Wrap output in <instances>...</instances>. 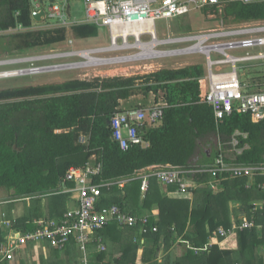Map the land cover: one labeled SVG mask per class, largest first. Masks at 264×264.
Listing matches in <instances>:
<instances>
[{
	"label": "trees",
	"instance_id": "trees-1",
	"mask_svg": "<svg viewBox=\"0 0 264 264\" xmlns=\"http://www.w3.org/2000/svg\"><path fill=\"white\" fill-rule=\"evenodd\" d=\"M220 6L223 17L232 24L264 20V0L251 3L223 0L221 4L204 8L218 12ZM19 24L33 25L31 1L0 0V33L13 31ZM73 32L82 39L96 37L99 29L87 23L74 26ZM65 37L66 29L62 27L3 35L0 42H4L6 54H10L14 50L52 45L64 41ZM203 76V67L193 65L127 78L116 76L92 81L76 78L1 90L0 193L8 191L12 197L8 201L12 203L16 202L14 198L36 195L30 199L32 207L17 217L16 226L32 230L34 219L61 218L70 201V193L63 190L74 186L73 182L66 181L68 170L72 166H85L94 154L103 163L96 182L133 176L138 170L160 164L187 169L210 166L220 152L230 153L226 154L228 162H264V119L256 121L251 113L235 110L217 121L213 107L206 102ZM139 81L144 83L141 86L146 96L155 94L158 100L163 91L168 105L162 120L148 124L145 129L144 138L149 146L123 150L113 139L110 121L121 101L132 97ZM56 129L64 130L56 132ZM82 135L89 136L88 143L80 142ZM234 138L238 140L236 149L241 152L234 148ZM187 177L199 185L193 190V198L169 196V192H176L178 188L164 186L156 177L150 178L145 196L139 179L130 181L123 189L118 185L110 190L104 188L101 207L118 205L139 218L141 214L149 218L134 227H122L114 222L101 230L97 236H102L105 245L108 235L112 239L121 238L130 229L132 236L120 241L119 257L110 259L107 250L96 251L95 261L157 264L164 247L167 254L163 264H235L233 250H221L218 244L206 251L203 249L221 226L228 233L234 231L231 202L237 201L241 203L235 207L237 224L242 223L244 216L255 223L251 228H237L243 262L264 264V256L256 253L264 247V209L253 211V203L264 198V191L257 187V183L264 182V176L257 177L255 185L247 188V177L223 179L219 175L216 178L219 191L210 186L213 177L208 172ZM13 206L5 218L14 219ZM156 210L158 214H154ZM259 225H263L261 234ZM154 227L158 230L153 231ZM143 237L147 240L144 246L140 243ZM178 239L183 241L177 243ZM2 240L0 234V243ZM93 244L97 246L96 242ZM175 244L172 258L171 249ZM69 247L79 254L75 243ZM75 256L69 255L64 264H77L78 255Z\"/></svg>",
	"mask_w": 264,
	"mask_h": 264
},
{
	"label": "built area",
	"instance_id": "built-area-1",
	"mask_svg": "<svg viewBox=\"0 0 264 264\" xmlns=\"http://www.w3.org/2000/svg\"><path fill=\"white\" fill-rule=\"evenodd\" d=\"M33 1V0H32ZM48 0H45V2ZM59 1V0H58ZM223 0H83L85 4V21L96 26H106L111 33L112 46L117 48H131L136 46L141 53L136 57H145L151 53L152 42H196L183 51L203 52L207 55L209 75L205 78L207 95L206 102L213 107L217 121L226 115L232 114L235 110L243 113H251L256 121L264 119V89L251 92L249 86L243 82L237 73V63L264 60V52L256 54L248 53L244 56H236L228 53L241 47L264 46V21L250 22L241 27L227 30L224 19L222 24L215 29V32L208 34L188 35L179 38H166L159 40L156 30V21L169 19L188 14L193 9L204 8L207 5L221 4ZM251 3L258 0H230ZM43 3H41V6ZM64 0H55L49 12L46 11L45 18L56 19L55 22L66 24V14L63 12ZM222 11V8L220 9ZM219 10V11H220ZM227 27V28H226ZM222 28V29H221ZM150 36L145 40L144 36ZM248 35L245 38L235 39L233 36ZM229 37L225 43H206L211 39L220 42L218 38ZM231 38V39H230ZM146 45V46H145ZM150 51V53H146ZM155 55L164 53L156 50ZM167 53V52H165ZM214 53L216 58H212ZM161 55V54H160ZM130 57V56H127ZM121 57V58H127ZM228 64L232 67L231 72L223 70L214 71L217 65ZM167 102H159L152 107H119L110 121L113 130V139L119 143L121 149L127 150L134 146L148 147L149 141L144 138L145 129L148 124L162 120ZM62 132L63 129L56 130ZM89 136L82 135L80 142L88 143ZM234 148L238 140L234 138ZM237 152L241 150L236 149ZM227 153L220 152L213 165L197 166L187 169L182 166L154 165L135 172L133 176L120 177L113 180L96 182V178L102 173L103 163L99 156H91L85 166H72L66 174V181L73 182L74 186L66 188L63 192L70 193L68 210L61 218H38L34 219V229L23 230L16 226L17 218L11 220L4 218L0 221V234L3 240L0 243V263L14 258L16 250L31 244L44 242L51 247L64 249L72 242H75L81 251L77 264H91L89 260V246L97 243L98 251L107 249L102 236L98 235L101 230L111 223L117 222L122 227H134L140 222L146 223L149 215L141 214V217L131 211L123 210L118 205L100 206L103 197V189H112L119 186L121 189L134 179L141 180L142 196H145L149 189L150 178L156 177L164 186H176L182 196H189L193 190L198 188V183H192L188 174L208 172L213 180L210 186L217 191L218 181L216 178L227 179L228 176L247 177V187L251 188L259 176H264V163L243 164L234 161H226ZM249 179V180H248ZM258 189L264 191V182L257 183ZM36 195L18 198H33ZM264 209V198L254 202L253 211ZM156 214V211H154ZM255 226L253 220L244 216L242 223L233 224V229L251 228ZM158 228L154 227L153 231ZM231 233V232H230ZM224 228L214 232V236L228 237L229 234Z\"/></svg>",
	"mask_w": 264,
	"mask_h": 264
},
{
	"label": "rangeland",
	"instance_id": "rangeland-1",
	"mask_svg": "<svg viewBox=\"0 0 264 264\" xmlns=\"http://www.w3.org/2000/svg\"><path fill=\"white\" fill-rule=\"evenodd\" d=\"M260 1V0H258ZM57 2H60V0ZM34 6L37 7L38 3L33 2ZM65 6L70 4L73 16L79 19H84L85 16V6L82 0L70 2L66 0ZM52 3L46 1L42 7L49 12ZM222 6L219 8L221 9ZM224 7V6H223ZM38 9V7L36 8ZM219 9V10H220ZM223 14L222 11L215 12L213 10L200 8L193 9L191 12L185 15H181L174 18L169 19H159L156 21V30L158 34V38H170V37H182L187 35H198V34H208L215 32V29L222 24ZM224 19V18H223ZM56 19L47 17L44 20L33 21V25L30 29L35 28H51L48 27L50 24H54ZM224 22L229 27L235 26L238 24H232L227 19H224ZM244 23V22H241ZM244 25V24H241ZM240 25V26H241ZM56 27L52 28L55 30ZM99 32L96 37L89 38H79L77 37L73 30L70 28H66V37L64 41L52 44V45H42L39 47L28 48L23 50L13 51L10 54H6L4 42H0V74L6 72H19L16 75L12 76H2L0 77V91L5 89H14L19 87H27V86H37L43 84H55L62 83L66 80L70 79H81V80H94L97 78H110L116 76H122L124 78L139 76V75H147L153 72L168 69V68H182L187 65H200L206 67L208 65L207 56L202 53L196 52L191 54H182L173 57L167 58H157L155 60L144 61V57L142 58H133V59H125V61L121 62L119 60H110L111 58L117 57H127V56H136L141 53V49L133 46L131 48H117L112 46L111 42V33L109 28L106 26H99ZM222 29V28H221ZM36 30V29H35ZM21 30H13L10 32H1L0 38L3 35L9 36V34H13L19 32ZM245 35L244 37H247ZM243 36H237L235 39L244 38ZM145 40H149L150 36L145 35ZM229 39V38H228ZM227 40V39H226ZM217 41V39H211L209 42ZM194 41H185V42H175L170 45H160L155 47L156 50H168V49H176L186 47L191 45ZM99 48L98 52H93L88 54L93 58V55L97 58H94L96 61L94 64H90L88 59L84 56L75 55L76 51L87 50ZM260 50L264 51V47L257 48H248L243 50H231L230 53L234 55L246 54L247 51L251 53L258 52ZM146 53H150L147 51ZM212 58H216L215 54H211ZM149 58H156V56H152V54H148ZM18 61H11V60ZM101 59H106L103 62ZM108 60H110L108 62ZM11 61V62H10ZM89 63L79 65L77 68H58L57 70H47L42 71L43 67L46 66H58L65 65L70 63ZM99 62V63H98ZM255 61L254 63H256ZM258 65L252 66V70L248 72L246 76V71H244L243 67H241L242 63H238V73L240 79L245 82V84H253L255 87L259 84L258 88L264 89V61H258ZM92 63V62H91ZM244 63V62H243ZM247 63V62H245ZM252 65V63H249ZM230 66V65H229ZM245 75V77H243ZM243 77V78H241ZM144 83L139 81L137 83L136 88L134 89V94L130 99L124 100V104L121 103V107L128 108L132 106H146L154 103L165 102L164 92L161 91L156 99V95L149 94L146 96L141 85ZM131 102V104L129 103ZM141 102V105H140ZM139 104V105H138ZM64 130V129H63ZM232 152V151H230ZM0 219L3 211L7 209V207H12L16 211V215H19L21 209L23 207L27 208L32 203L26 201L25 199L18 200L14 203L12 201V197L10 196L8 191L3 190L0 193ZM17 200L18 198H14ZM26 201V202H25ZM9 208V209H10ZM157 211V210H156ZM158 214V211L156 212ZM7 217V216H6ZM1 221V220H0ZM222 227V226H221ZM130 232V229H126ZM79 255V254H78ZM89 260H91V254L89 255ZM42 263V262H41Z\"/></svg>",
	"mask_w": 264,
	"mask_h": 264
},
{
	"label": "crops",
	"instance_id": "crops-1",
	"mask_svg": "<svg viewBox=\"0 0 264 264\" xmlns=\"http://www.w3.org/2000/svg\"><path fill=\"white\" fill-rule=\"evenodd\" d=\"M65 1L66 0H64V2ZM68 1L70 3V2H73V1H80V0H68ZM260 1H262V0H260ZM31 2H32L31 3V7L33 6L36 11H40L42 9H45L44 7L41 6V4L39 3V0H33ZM33 2H37L38 3V5H37L38 9H36L37 7L33 5L34 4ZM63 6H64L63 7V12L66 14V24L63 26V28H65V29L66 28H70L71 30H73V27L76 26V25L87 24V22H84L85 21V16H84V19H79V18H76L75 16H73L70 4H68V6H65V3H64ZM84 6H85V4H84ZM84 9H86V8H84ZM45 11H46V9H45ZM31 14H32V10H31ZM223 18L221 20H223ZM32 19H33V21L35 20L33 18V15H32ZM44 19H45V16L43 17V20ZM259 21H264V20H259ZM250 22H255V21H247V22H244V23H239L238 25H235V26H232V27L231 26L229 27L228 26L229 24H228V25H226L228 28L227 27L226 28H227V30H229V29H233V28H236V27H241V26H243L241 24L246 25V24H248ZM88 24H91V23H88ZM224 24H225V22H224ZM62 25L63 24L60 23V22H58V23L54 22V24H50V25H48V27L51 28V29L56 27L55 29H58V28H62ZM30 28L31 27H25V26L19 24V26L15 30L19 29V30H21L19 32H28V31H33L35 29L36 30H47L48 29V28H45V29H43V28L30 29ZM239 36H243L244 37L245 35H239ZM179 37H174V38H179ZM236 37L237 36H233L232 39L236 38ZM170 38H173V37H170ZM228 38L229 37H227V36H222V37L218 38L220 42H206V43H208V44H210V43H225L226 39L228 40ZM158 39L160 40V38H158ZM165 39L166 38H162L161 40H165ZM181 42H184V41H181ZM172 43H175V42H155L154 43V47L158 48V46H160V45H170ZM194 43L195 42H193L192 44H194ZM189 46L190 45H188L186 47H189ZM261 47H264V46H261ZM184 48L185 47L176 48V49H168V50H163L162 49V50H160V51L164 52L162 55H160V54L154 55V56H156V58H152V59L149 58L148 56H145L143 60L144 61L145 60L149 61V60H155L157 58H167V57L178 56L179 54L182 55V54H191V53L199 52V51H196V52H187V53H185L183 51H178V50H183ZM248 48H257V47H255V46L254 47H241V48H237V49H234V50H243V49H248ZM231 50H228V53H230ZM260 51H263V50H260ZM260 51H258V52H260ZM165 52H167V53L165 54ZM258 52H255L254 54H256ZM199 53H202L205 56H207L203 52H199ZM248 53L251 54V52L247 51L246 54H240V55H236V56H244V55H247ZM135 58H142V57L138 56V57H135ZM126 59H128V58H126ZM255 61H257V62L254 63ZM258 61H264V60L256 59V60H253V61H246L247 63H245V62L244 63L243 62H238V63H242L241 67H243L244 71H246L245 74L247 76L248 72L253 69L252 66L258 65V63H259ZM250 62L252 63V65L249 64ZM238 63H237V68H238ZM70 64H74L73 67L77 68L79 65H82L84 63H70ZM90 64H94V63L92 62ZM187 66H193V65H187ZM187 66H183L182 68H185ZM202 67L204 69L203 78L205 80V78H207L208 75H209V69L210 68H209V65H207L206 67H204V66H202ZM168 69H179V68L175 67V68H168ZM220 69L223 70L224 72H231L232 71V67L229 66L228 64L217 65V66L213 67L214 71H219L220 72L221 71ZM237 73H238V69H237ZM238 75H239V73H238ZM243 77H245V75ZM243 77H241V78H243ZM242 81H243V79H242ZM247 85L249 86V90L251 92L259 91L260 89H263L262 87L258 88L259 84L257 85V87H255V85H253V84H247ZM121 103L124 104V100L121 101ZM129 103L131 104L130 101H129ZM154 104H151V106L154 105ZM140 105H141V102H140ZM132 107H134V106H132ZM135 107H136V105H135ZM128 108H130V107H128ZM261 163H264V162H261ZM254 185L255 184H253L251 187H253ZM246 186H247V184H246ZM219 190H220V187L218 186L217 191H219ZM168 195L171 196V197H183L178 192H169ZM189 197L193 198V193L190 194ZM25 200L29 201L30 199L29 198H25ZM6 201H8V200H6ZM16 201H18V200H16ZM255 202H257V201H255ZM70 205H72V202L69 201V206ZM240 205H241L240 202H237V201L236 202H231V215H232V219H233V224L237 223L236 220H234L235 219V207L236 206L240 207ZM253 206H254V203H253ZM28 207H31V205L28 206ZM9 208L10 207H7L6 211L2 210L3 211V214L1 216L2 219H4L6 217L7 210ZM26 211H27L26 208L23 207L21 209L19 215H16V211L14 209H12V215H13V217L15 219V218L21 216L22 214H24ZM241 213H243V212H241ZM241 215H243V214H241ZM2 219H0V220H2ZM258 228H259L258 232H259V234H261L262 230H263V225H259ZM114 234H119V233H115L114 232ZM122 236L123 237H121V238L118 237V238H113V239L110 238V235L106 236V239L108 240V243H106V247H107L106 250L109 252V258L110 259L119 257L122 254V246H121V242L120 241L122 240V242H124V239L126 240V239L130 238L132 236V234H131V232H128L126 230L125 232H123ZM140 239H141L140 240L141 245L144 246L146 244V242H147L146 238L143 237V238H140ZM182 241L183 240L178 239L177 243L182 242ZM73 243H75V242H73ZM70 244H72V243H70ZM70 244H68L66 246V248L61 249V250L59 249L58 251L56 250L57 248L51 247L49 244L44 243V242L27 244V245L21 247L20 249L16 250L15 256H14L13 259L1 262L0 264H64L65 261L67 260V258L69 257V255H71L72 253H73V257L76 255V251L77 250L73 249V252H72V249L69 247ZM214 244H218L221 250H233V255L232 256H233V260H234L235 264H244L242 254L239 251L240 246H239L237 229H236V231H232L229 234L228 237L213 236L209 240L208 244L204 247L203 250H205V251L208 250L210 248V246H212ZM77 247H78V250H79V255L77 253L78 257H77V255L75 256V257H77L76 262H78L77 260H79V256H80V253H81L78 245H77ZM175 248H176V244L171 249L172 258L175 257L174 256ZM194 249H196V248H194ZM96 251H98V247L95 244H93V243L90 244V246H89V255L91 254L90 263L91 264H103V263H105V261H101V262L95 261L96 255H94V254H95ZM256 253H258L259 255H263L264 256V247H260L259 249H257ZM166 254H167V252H165L164 247H162V249H161V251L159 253V257H158V259L156 261L157 264H163V259L166 256ZM109 264H112V263L110 262Z\"/></svg>",
	"mask_w": 264,
	"mask_h": 264
},
{
	"label": "water",
	"instance_id": "water-1",
	"mask_svg": "<svg viewBox=\"0 0 264 264\" xmlns=\"http://www.w3.org/2000/svg\"><path fill=\"white\" fill-rule=\"evenodd\" d=\"M31 1V0H30ZM55 0H49V2H54ZM39 3L41 4V3H45V0H39ZM31 10H32V15H33V18L36 20V21H42L43 20V17L46 15V11H45V9H42V10H40V11H36L35 10V8L32 6L31 7ZM166 54V53H165ZM113 60H121V61H123V60H125V59H123V58H119V59H113ZM11 61H13V62H15V61H18V60H11ZM10 61V62H11ZM74 66V64H65V65H58V66H46V67H43L42 69H40V70H42V71H49V70H57L58 68H72Z\"/></svg>",
	"mask_w": 264,
	"mask_h": 264
},
{
	"label": "clouds",
	"instance_id": "clouds-1",
	"mask_svg": "<svg viewBox=\"0 0 264 264\" xmlns=\"http://www.w3.org/2000/svg\"><path fill=\"white\" fill-rule=\"evenodd\" d=\"M32 1V0H31ZM49 1V0H48ZM32 3V2H31ZM51 3H53V2H51ZM98 50H99V48H94V49H87V50H80V51H76V53H75V55H80V56H83V54H87V56H88V59L89 60H95L94 58H97V57H95L94 55H93V59L92 58H90V56L88 55V53L90 54V53H92L93 54V52H98ZM136 56H130V57H127L128 59H133V58H135ZM119 58H121V57H117V58H111L110 60H113V59H119ZM102 60H105L106 61V59H101L100 61H102ZM110 60H108V62L110 61ZM119 61H121V60H119ZM123 61H125V60H123ZM123 61H121V62H123ZM96 61H94L93 63H95ZM104 62V61H103ZM87 63V62H86ZM97 63V62H96ZM136 107H138V106H136ZM56 130H59V129H56ZM57 132V131H56ZM35 198V197H34ZM18 200V199H17Z\"/></svg>",
	"mask_w": 264,
	"mask_h": 264
},
{
	"label": "bare ground",
	"instance_id": "bare-ground-1",
	"mask_svg": "<svg viewBox=\"0 0 264 264\" xmlns=\"http://www.w3.org/2000/svg\"><path fill=\"white\" fill-rule=\"evenodd\" d=\"M154 43H155V42L149 43L150 46H151V48H152V49H151L152 51H151V53H150V54H152V56H154L155 53L157 52V51L154 49V48H155V47H154ZM145 46H146V45H145ZM160 54L162 55L163 53L160 52ZM84 56L87 58V54H85ZM90 58H92V57H90ZM92 59H93V58H92ZM103 61H105V60H103ZM91 62H94V60L89 61V63H91ZM89 63H84V64H89ZM98 63H99V62H98ZM17 73H19V72H15V71H14V72H6V73H3V74H0V77H2V76H5V77H6V76H12V75H16Z\"/></svg>",
	"mask_w": 264,
	"mask_h": 264
},
{
	"label": "flooded vegetation",
	"instance_id": "flooded-vegetation-1",
	"mask_svg": "<svg viewBox=\"0 0 264 264\" xmlns=\"http://www.w3.org/2000/svg\"><path fill=\"white\" fill-rule=\"evenodd\" d=\"M89 54V53H88Z\"/></svg>",
	"mask_w": 264,
	"mask_h": 264
}]
</instances>
